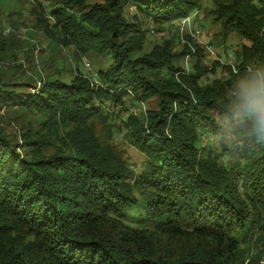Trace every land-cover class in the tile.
<instances>
[{
	"label": "trees",
	"instance_id": "obj_1",
	"mask_svg": "<svg viewBox=\"0 0 264 264\" xmlns=\"http://www.w3.org/2000/svg\"><path fill=\"white\" fill-rule=\"evenodd\" d=\"M197 10L219 26L213 46L248 42L226 78L201 81L144 46L143 20L161 29ZM46 12L47 36L107 67L98 81L0 83V106L31 115L17 138L0 127V264H264V143L203 145L237 77L264 66V0H57ZM131 97L155 109L123 117ZM121 131L138 170L111 144Z\"/></svg>",
	"mask_w": 264,
	"mask_h": 264
},
{
	"label": "rangeland",
	"instance_id": "obj_2",
	"mask_svg": "<svg viewBox=\"0 0 264 264\" xmlns=\"http://www.w3.org/2000/svg\"><path fill=\"white\" fill-rule=\"evenodd\" d=\"M56 1L23 0L17 3L12 0H0V83L31 80L38 86L45 74L57 77L60 71L61 77L65 80L74 73H80L90 80H99L98 70L101 66L107 67L106 63L101 64L102 57L93 54H81L75 57L73 53L75 47H61L54 42V38L42 31L44 22L39 19H46L44 18L46 11H49L51 4ZM126 15L130 22L132 15L136 16V19L132 21L138 23V20L142 19L140 15H137L134 7L127 8ZM48 18L51 19L50 16ZM50 22L51 20L48 23ZM142 27L145 29L144 46L147 50H150L154 44L164 45L166 51L172 56V63L180 67L181 71L201 73L200 71L203 70L201 81L204 82H210L213 78H226L227 70L222 65L232 66L235 61L234 51L240 44L248 43L231 35L225 39V42H219L218 46H213L219 26L213 23L211 17L202 10L193 11L187 18H177L172 24L163 25L161 29L144 20ZM188 50L192 52L188 54ZM196 58L201 60L199 71L192 67ZM216 61L218 65L214 64ZM212 70L214 72H211ZM71 72L74 73L71 74ZM27 86L23 87L29 88L32 92L35 91L33 87ZM130 99L134 100L133 97ZM155 106L154 98L146 102L128 101L125 105L127 110H123L125 114L123 117L127 113L138 116L140 113L155 109ZM4 107L0 106V127L7 135L17 138L25 130L21 128L22 123L28 121L31 115ZM115 111L113 117L118 124L116 118L118 111ZM216 119L223 121L218 116ZM31 126L35 129L38 124L32 122ZM99 132L100 130L97 129L96 133L99 134ZM113 137L111 144L115 151L138 170L144 162V156L128 142L124 132L114 133ZM222 144L219 135L203 138V145L206 146L219 148Z\"/></svg>",
	"mask_w": 264,
	"mask_h": 264
},
{
	"label": "clouds",
	"instance_id": "obj_3",
	"mask_svg": "<svg viewBox=\"0 0 264 264\" xmlns=\"http://www.w3.org/2000/svg\"><path fill=\"white\" fill-rule=\"evenodd\" d=\"M221 143L241 151L249 140L264 143V66L239 75L231 86Z\"/></svg>",
	"mask_w": 264,
	"mask_h": 264
}]
</instances>
